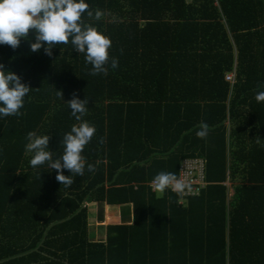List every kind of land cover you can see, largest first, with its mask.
I'll return each mask as SVG.
<instances>
[{"label":"trees","instance_id":"16d2710c","mask_svg":"<svg viewBox=\"0 0 264 264\" xmlns=\"http://www.w3.org/2000/svg\"><path fill=\"white\" fill-rule=\"evenodd\" d=\"M86 2L104 16L83 19L119 59L106 76L90 75L71 43L51 56L46 44L31 51L35 38L0 44L4 70L31 87L22 115H0V264H264V102L255 99L264 91V0ZM74 93L89 101L82 120L96 133L84 175L63 186L57 170L30 165L26 137L49 135L53 158L62 155L63 135L79 123L67 104ZM201 121L206 139L196 136ZM196 157L208 182L199 196L153 192L155 175L178 176ZM87 200L133 203L134 222L89 240ZM170 233L183 240L168 250Z\"/></svg>","mask_w":264,"mask_h":264},{"label":"clouds","instance_id":"9594fccd","mask_svg":"<svg viewBox=\"0 0 264 264\" xmlns=\"http://www.w3.org/2000/svg\"><path fill=\"white\" fill-rule=\"evenodd\" d=\"M85 13L88 18L97 21L104 16L102 10L90 9L86 0H0V44L16 49L21 38L30 39V30H35V42L30 44L32 52H38L46 44L45 53L51 56L53 46L71 43L78 53L85 54L86 63L92 65L90 75L102 73L106 76L108 65L112 69L118 68L119 59L110 56L111 39L91 23H86L83 19ZM30 90L31 87L22 83L19 75L5 71L0 63V115H22L20 109ZM57 95L62 98V91H57ZM255 99L258 103L264 102V91L257 92ZM88 103L86 98L81 100L75 93L73 99L67 101L71 115L79 123L63 135V152L56 159L49 150V135H37L34 131L27 133L25 149L27 153H33L30 165L37 168L47 164L51 170H57L56 180L63 186H71L73 176L84 175L86 161L82 153L96 133L94 125L82 120L87 114ZM210 131V126L201 121L196 136L206 139ZM98 143L103 144L104 138H100ZM87 168L90 172L95 171L93 164H88ZM65 169L72 175L66 176ZM150 186L153 191L162 193L170 189L177 195L191 190L190 184L183 178L164 171L155 175Z\"/></svg>","mask_w":264,"mask_h":264},{"label":"crops","instance_id":"0c3cea01","mask_svg":"<svg viewBox=\"0 0 264 264\" xmlns=\"http://www.w3.org/2000/svg\"><path fill=\"white\" fill-rule=\"evenodd\" d=\"M225 185L229 187V199L233 196L234 190L230 183L225 182ZM153 190V189H152ZM157 196V191H153ZM199 196V195H198ZM196 197V196H195ZM87 206V221H88V238L92 241H104L106 239V231L108 224H132L134 222V206L133 203L120 204V205H108L107 203L99 201L85 202ZM215 229H219L216 225H212ZM202 234V233H201ZM216 234V235H215ZM211 234V242H215L218 238V233ZM216 239V240H214ZM183 238L178 233L177 236L171 235V233L162 240V243L168 245V250L172 244L181 245ZM176 249V248H174Z\"/></svg>","mask_w":264,"mask_h":264},{"label":"built area","instance_id":"2783aa9c","mask_svg":"<svg viewBox=\"0 0 264 264\" xmlns=\"http://www.w3.org/2000/svg\"><path fill=\"white\" fill-rule=\"evenodd\" d=\"M236 71L228 72L225 79L234 82ZM178 178H183L191 186L190 191H186L181 197L183 202L187 197L198 196L200 192L208 185L206 181V161L203 158H185L180 162L178 169ZM151 183L149 184V186ZM170 190V189H168ZM171 191V190H170ZM172 192V191H171Z\"/></svg>","mask_w":264,"mask_h":264},{"label":"rangeland","instance_id":"374dc122","mask_svg":"<svg viewBox=\"0 0 264 264\" xmlns=\"http://www.w3.org/2000/svg\"><path fill=\"white\" fill-rule=\"evenodd\" d=\"M35 36H36V32H35V30H30V32H29V38H35ZM158 194L160 193V192H157Z\"/></svg>","mask_w":264,"mask_h":264}]
</instances>
